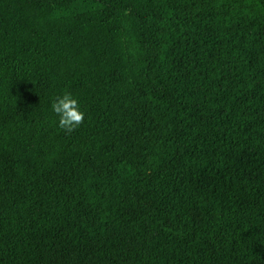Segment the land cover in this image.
<instances>
[{
    "label": "trees",
    "instance_id": "1",
    "mask_svg": "<svg viewBox=\"0 0 264 264\" xmlns=\"http://www.w3.org/2000/svg\"><path fill=\"white\" fill-rule=\"evenodd\" d=\"M0 264H264V0H0Z\"/></svg>",
    "mask_w": 264,
    "mask_h": 264
},
{
    "label": "clouds",
    "instance_id": "2",
    "mask_svg": "<svg viewBox=\"0 0 264 264\" xmlns=\"http://www.w3.org/2000/svg\"><path fill=\"white\" fill-rule=\"evenodd\" d=\"M51 109L58 117V126L70 134L83 124L85 113L81 110L79 100L72 92L65 90L51 103Z\"/></svg>",
    "mask_w": 264,
    "mask_h": 264
}]
</instances>
